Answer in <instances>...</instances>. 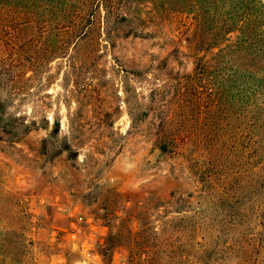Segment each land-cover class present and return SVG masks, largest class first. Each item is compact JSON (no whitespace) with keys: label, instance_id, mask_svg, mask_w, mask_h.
I'll return each mask as SVG.
<instances>
[{"label":"rangeland","instance_id":"obj_1","mask_svg":"<svg viewBox=\"0 0 264 264\" xmlns=\"http://www.w3.org/2000/svg\"><path fill=\"white\" fill-rule=\"evenodd\" d=\"M30 1L0 0V264H264L263 110L244 77L183 86L193 30L150 4L139 37L103 8L74 30ZM168 115L179 141L161 153Z\"/></svg>","mask_w":264,"mask_h":264},{"label":"trees","instance_id":"obj_2","mask_svg":"<svg viewBox=\"0 0 264 264\" xmlns=\"http://www.w3.org/2000/svg\"><path fill=\"white\" fill-rule=\"evenodd\" d=\"M31 0L30 2H38ZM46 7L57 11V20L69 21L71 29L85 27L87 30L100 23H107L114 16L133 23L134 28L124 35L147 36L143 23V10L151 5L154 14L180 15L187 19L198 47L188 48L193 55V69L183 86L194 85L198 78L216 72L215 92L234 87L240 77L244 85L248 104L262 111L253 120L254 137L264 139V0H42ZM25 22L36 23L34 11L23 14ZM145 19V18H144ZM101 20V23H102ZM139 24L141 26H139ZM109 31V27L106 26ZM189 30V29H188ZM190 31V30H189ZM84 32L82 35H85ZM196 53V54H195ZM199 53V54H198ZM214 72V73H215ZM223 74L220 75V73ZM226 73V74H225ZM184 88V87H183ZM191 88V87H190ZM3 116L0 114V123ZM173 116L168 115L161 125V138L156 143L161 153L176 149L179 139L167 136L174 129ZM56 123L50 133L56 135Z\"/></svg>","mask_w":264,"mask_h":264}]
</instances>
